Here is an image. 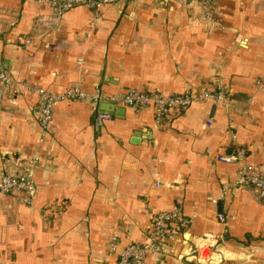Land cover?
Masks as SVG:
<instances>
[{
	"label": "crops",
	"instance_id": "obj_1",
	"mask_svg": "<svg viewBox=\"0 0 264 264\" xmlns=\"http://www.w3.org/2000/svg\"><path fill=\"white\" fill-rule=\"evenodd\" d=\"M202 11L192 0H109L59 17L34 0H0V68L18 81L162 94L221 84L227 95L158 126L151 107L101 104L109 118L98 132L87 99L62 100L45 133L38 95L0 99V172L17 175L37 158L31 205L0 193V264H116L112 238L118 249L144 242L153 214L176 203L191 221L171 226L165 252L144 264H201L199 247L211 264H264L256 190L231 188L211 202L242 164L264 172V0H213L211 19ZM237 146L244 161L217 159ZM211 235L223 241L210 253Z\"/></svg>",
	"mask_w": 264,
	"mask_h": 264
},
{
	"label": "built area",
	"instance_id": "obj_2",
	"mask_svg": "<svg viewBox=\"0 0 264 264\" xmlns=\"http://www.w3.org/2000/svg\"><path fill=\"white\" fill-rule=\"evenodd\" d=\"M36 3L51 7L56 11L57 16H62L66 11L77 5H87L95 9L109 0H34ZM202 6V14L208 15L213 0H192ZM210 15H208L209 17ZM210 18V17H209ZM211 19V18H210ZM29 43V40H26ZM35 93L40 100L39 107V125L42 132L45 133L53 120L55 106L62 100H88L91 106L93 117V128L96 132L100 131L104 121L109 118V114L101 109V104L112 106L131 107L136 111H142L148 107L153 110L154 124L158 126L166 121H171L174 112H180L195 102L211 101L214 104H227V95L223 85L216 84L212 88H201L185 90L175 94H162L156 92L144 91L136 87L126 90H120L114 93H107L100 85H96L91 92L83 90L80 85L69 86L60 92H53L41 86H32L25 81H18L14 74L0 68V99H5L13 93ZM211 120H207L210 124ZM247 149L245 147H235L230 153H221L217 159L228 163H240L246 159ZM33 160H37L36 157ZM33 160L24 166L20 173L12 175L6 172H0V193L11 197L18 194L19 199L27 205H31L36 196V186L33 178ZM250 167L242 164L238 175L231 186L223 187L220 194L211 198V202L216 204L224 193L229 189L250 187L256 190L259 198L264 200V172H251ZM159 180L155 187H159ZM227 216L220 212L218 220L225 222ZM191 218L183 215L182 204L176 203L169 209H160L152 216V223L146 232L144 242H130L117 248L116 239L113 237L109 243L112 251H117L116 264H144L146 258L151 255H160L165 252V240L168 236L171 226L177 223H189ZM204 245L211 252L219 248L223 241L222 236H204ZM201 249V247H199ZM196 249L195 259L201 264H211L209 252L203 254ZM202 250V249H201Z\"/></svg>",
	"mask_w": 264,
	"mask_h": 264
}]
</instances>
